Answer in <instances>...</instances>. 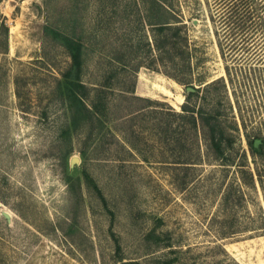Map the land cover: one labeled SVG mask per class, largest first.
I'll use <instances>...</instances> for the list:
<instances>
[{"label":"rangeland","instance_id":"rangeland-1","mask_svg":"<svg viewBox=\"0 0 264 264\" xmlns=\"http://www.w3.org/2000/svg\"><path fill=\"white\" fill-rule=\"evenodd\" d=\"M143 1L0 0V264H264L242 124L264 134V61L232 58L257 68L236 78L239 109L211 20L226 0H169L181 29L160 35ZM81 44L82 80L108 103L93 132L64 91ZM191 86L195 110L227 120L223 154L182 110Z\"/></svg>","mask_w":264,"mask_h":264},{"label":"trees","instance_id":"trees-1","mask_svg":"<svg viewBox=\"0 0 264 264\" xmlns=\"http://www.w3.org/2000/svg\"><path fill=\"white\" fill-rule=\"evenodd\" d=\"M168 1L169 0L143 1L146 4L145 17L148 24L153 28V31L157 32L159 35L170 29H181L180 26L174 27V24L178 23L180 20H177L178 18H175L166 7L165 4ZM223 4V8H221V5L216 9V13L211 14V20L215 24L218 45L226 61V73L228 75L229 84L232 86L233 93L236 96L235 104L241 109L239 97L236 95L238 86L240 87L241 83L238 81L237 84L236 78L243 76L244 72L246 75L256 73L257 68L252 66V64L248 69H244L240 66L232 67L230 62L232 58H234L233 63L243 62V60L246 59L251 60L250 62L254 64L264 61V0H226ZM222 9L224 10L222 11ZM4 30L5 35L8 37L9 28L7 25L4 26ZM61 31L65 34L69 33L63 28H61ZM170 37L171 35L165 34L164 40L159 44L156 37H153V43L159 48L169 47L168 45L172 43ZM89 46L90 44L87 45L88 49ZM83 48L81 44L78 50H72L71 52L72 61L70 67L63 75L64 91L69 100L71 119L73 122L75 124L78 121L90 123L92 127L91 131L93 132L97 122L101 123L103 119L102 115L106 114L108 103L104 100L103 88L97 86L90 87L82 80ZM166 51L169 53V50ZM229 56L231 57L230 59H228ZM236 57H240L242 61L236 60ZM174 78L178 81H182L180 78ZM224 86L228 90L226 82ZM191 87L194 88V90L188 92L186 101L182 105V110L184 113H190V118L196 125H194L195 127H197L198 122H200L205 140L209 146L215 149L217 153L223 154L224 143L227 136V120L219 109H211V113L203 109L195 110L194 106L190 103V99L199 94L200 88H196L195 86ZM230 105L234 108L233 103ZM184 113H180V115L183 116ZM242 118L245 135L251 146V151L255 156L257 179L264 189V134L258 132L252 135L247 132L244 115ZM232 125L235 131L240 130V126L236 121H234ZM257 140H259L258 144ZM84 175L86 184L101 193L92 175L88 171H85Z\"/></svg>","mask_w":264,"mask_h":264},{"label":"water","instance_id":"water-1","mask_svg":"<svg viewBox=\"0 0 264 264\" xmlns=\"http://www.w3.org/2000/svg\"><path fill=\"white\" fill-rule=\"evenodd\" d=\"M189 91H192V90H194V88H192V87H188L187 88ZM259 143V140H257V144Z\"/></svg>","mask_w":264,"mask_h":264}]
</instances>
